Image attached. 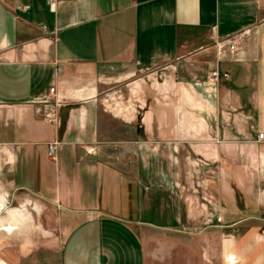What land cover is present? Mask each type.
<instances>
[{
	"label": "crops",
	"instance_id": "obj_1",
	"mask_svg": "<svg viewBox=\"0 0 264 264\" xmlns=\"http://www.w3.org/2000/svg\"><path fill=\"white\" fill-rule=\"evenodd\" d=\"M216 68L230 78L213 81ZM161 91L178 95L177 112L170 97L173 113L157 115ZM157 123L168 127L165 138ZM260 132L264 0H0V166L37 214L50 207L58 219L51 230L36 227L34 242L0 245L6 264H183L175 247L188 246V216L160 205L158 171L165 187H182L189 164L174 162L177 154L246 153L236 140L262 143L264 163ZM8 218L21 225L24 210ZM226 243L236 260V242Z\"/></svg>",
	"mask_w": 264,
	"mask_h": 264
},
{
	"label": "rangeland",
	"instance_id": "obj_2",
	"mask_svg": "<svg viewBox=\"0 0 264 264\" xmlns=\"http://www.w3.org/2000/svg\"><path fill=\"white\" fill-rule=\"evenodd\" d=\"M160 74L157 80L161 82ZM222 81V80H221ZM220 81V82H221ZM122 91V90H121ZM114 93L112 90L109 92ZM115 95V94H114ZM116 98V96H113ZM158 97L162 105L158 107L157 115L163 116L166 111L170 114V97L173 98L172 106L177 112L178 95L158 92ZM166 104L165 105V101ZM170 109V110H169ZM228 107H220V129L224 132L230 130L231 125L228 119ZM190 115L203 114L189 107ZM175 114V111H174ZM112 127V125H111ZM135 127V128H134ZM126 127L129 130L137 129ZM165 124L157 123V135L165 138ZM154 129V128H153ZM152 129V130H153ZM142 143L148 145V123H141ZM235 140L221 139V143L228 144ZM237 143L248 145L250 148L244 151L237 150L236 154L230 155L227 149L222 150L218 157L203 159L200 155L194 154L190 148L184 149L182 154H177L174 162L189 164L188 169L182 171V187H165V176L161 171L159 187L160 205L167 204L176 206L177 211L181 210L185 219L186 228H183L188 240L183 244L176 245L175 257H179L181 263L186 264H224L228 256L226 241L230 238L236 242L237 256L236 264H245L246 261L254 264H264V163L261 156L262 143L255 140H236ZM164 144V139L162 142ZM253 152V153H251ZM147 153V150H146ZM164 157L159 155L163 162ZM176 159V160H175ZM130 164L133 161L129 162ZM141 174L144 180L146 196H149V170L148 156H143L140 160ZM191 164V165H190ZM201 165V166H200ZM180 173V172H178ZM23 192L14 190L10 183V172L0 166V196L5 197L6 203H0V245L12 244L16 246L20 243L34 242L40 236L34 232L36 227L51 230L58 225V219L54 217L52 208L45 207L44 214L35 212V205L26 202ZM12 209H23L25 221L21 225L8 218V212ZM13 223L16 229L12 233H7L3 229L5 224ZM184 236V235H183ZM187 247H189L187 249ZM6 251L0 250V262L6 264ZM11 253V252H9ZM13 254L19 252L14 251ZM186 255V257H185ZM10 257V256H8ZM188 259V260H186ZM179 260H175L176 263Z\"/></svg>",
	"mask_w": 264,
	"mask_h": 264
},
{
	"label": "built area",
	"instance_id": "obj_3",
	"mask_svg": "<svg viewBox=\"0 0 264 264\" xmlns=\"http://www.w3.org/2000/svg\"><path fill=\"white\" fill-rule=\"evenodd\" d=\"M55 1L56 0H49V4L50 5H53ZM29 8H30L29 6L19 7V9H22V10H27ZM232 45L235 46L236 45V42L233 41V44ZM211 78H212L213 81H215V82L218 83L222 79L228 80L230 78V76H229L228 73L222 72L220 70V68H216L214 71H212ZM54 92H55V88L53 87V88L50 89V93H54ZM56 121H57V119L54 116H52V117L49 118V122L50 123H56ZM258 140L259 141H264V133L263 132H260L258 134ZM57 147H58V144L57 143H52V144L49 145L48 153H49V156L51 158H55V155H56V152H57Z\"/></svg>",
	"mask_w": 264,
	"mask_h": 264
},
{
	"label": "bare ground",
	"instance_id": "obj_4",
	"mask_svg": "<svg viewBox=\"0 0 264 264\" xmlns=\"http://www.w3.org/2000/svg\"><path fill=\"white\" fill-rule=\"evenodd\" d=\"M3 230H4V231H7V232H9V233H11L12 231L15 230V228L12 227V226H8V227H5ZM228 260H229L230 262H234V261H235V257H234V256H231V257L228 258ZM0 264H4V263H3V262H0Z\"/></svg>",
	"mask_w": 264,
	"mask_h": 264
}]
</instances>
